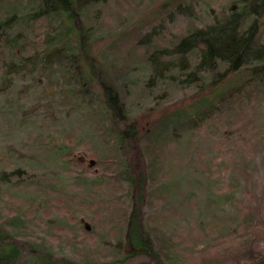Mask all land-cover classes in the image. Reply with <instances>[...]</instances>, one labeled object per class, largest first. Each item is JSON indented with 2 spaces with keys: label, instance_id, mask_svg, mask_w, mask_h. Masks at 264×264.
<instances>
[{
  "label": "trees",
  "instance_id": "obj_1",
  "mask_svg": "<svg viewBox=\"0 0 264 264\" xmlns=\"http://www.w3.org/2000/svg\"><path fill=\"white\" fill-rule=\"evenodd\" d=\"M108 2L0 0V94L22 74L60 76L64 94L94 121L98 151L87 167L73 146L59 150L73 180L59 192V174L0 173V264H264V125L255 116L264 99V0L209 8L210 22L168 46L157 44L159 18L191 19L197 0H167L143 25L120 22L127 13L117 11L118 25L103 32ZM126 27L135 37L118 38L147 45L144 66L128 55L110 61L107 50L122 49L117 39L94 57L97 36ZM132 94L167 108L146 130L128 113ZM203 142L218 148L219 166L231 164L216 186L197 165L169 173L172 151L192 156ZM94 236L95 245L85 243Z\"/></svg>",
  "mask_w": 264,
  "mask_h": 264
},
{
  "label": "rangeland",
  "instance_id": "obj_2",
  "mask_svg": "<svg viewBox=\"0 0 264 264\" xmlns=\"http://www.w3.org/2000/svg\"><path fill=\"white\" fill-rule=\"evenodd\" d=\"M165 1L167 0H109L108 4L103 7L106 11V13L104 11L101 19L104 23L103 32H106L116 24L118 25L114 19V14L117 11L127 13V16H123L120 22L128 19V23L134 25V23H139L138 20H142L141 25H143V22H145L143 19L147 18L146 16L157 15L158 17L159 14L161 15L160 6ZM170 1H178L185 4L190 0ZM197 3L198 8H194L195 13L191 19L174 16L173 20L169 21L164 16H162L163 19L159 18L158 23L161 22L162 24L159 36L156 37L159 46H168L176 38L189 31L190 28H197L210 22L213 13L211 11L219 14L223 8L230 6L231 0H197ZM137 8L142 9L143 13L138 15ZM209 8L212 10L209 11ZM134 10H136L137 14H132ZM260 23V36L264 42V14L260 18ZM119 33H115L111 38L106 34L101 37L97 36V39L93 42L94 57L100 59L98 53L106 48L109 41L117 39L122 49L118 48L113 52H109L106 48L107 54L111 56L110 61L122 63L125 61L123 58L128 55L130 57L127 61L129 60L130 65L140 63L139 65L143 64L144 66L146 61L144 54L147 45H127L129 43H124L121 40L123 38H118L122 34V36H125L124 40L127 37L131 41V36L135 37V33L130 27H126ZM152 41L153 38L149 43ZM154 43L156 42L153 41L151 45H154ZM50 74L52 73H44L39 70H36L33 74H22L21 77L18 76L7 92L0 94V173L2 171L9 173L22 167L27 172L26 175L36 174L35 179L59 174L60 177L58 179L52 180L53 185L56 186L54 191L59 192L63 190V182H73L70 171H65L59 166V161L55 156L60 153L59 150L64 147V150L67 151L68 147L73 146L78 150V159L83 157L85 159L83 162L86 161L85 166L87 167L90 166V160L96 161V158L90 157V155L98 151L96 140L92 137L94 121L90 120L88 111L77 108L74 103L72 104L71 99L64 94L65 88H61L64 80L60 76ZM60 89L62 93L58 94ZM130 99L133 100V94ZM126 101L128 113L133 116V119L142 130H146L155 117L162 114V111L167 110L165 105H161L159 108L150 109V106L148 108V102H145L142 97H140L139 101H130L129 98ZM257 105L256 122L264 125V99ZM67 137L71 139L70 142H68ZM218 154V148L209 142L200 144L198 150L192 156L178 154L181 156L177 158L176 151H172L171 167L169 166L168 171L171 173L175 171V168L179 170L189 165H197L204 169L207 175L215 178L217 181L215 183L216 186L219 183V173L223 170L230 171L231 168L229 163L218 165L220 160V158H217ZM95 163L90 167H94ZM92 172L94 173L95 171H87L85 174L92 179ZM256 178H258L257 175L255 182L261 187L259 178L257 180ZM123 186L126 187L125 184ZM40 187L42 188V185ZM94 188H98V192L101 190V186L98 185L94 186ZM37 191L41 192L40 189ZM155 201L159 202V200ZM97 230L99 229L97 228ZM96 237L86 238L85 243L93 246ZM65 252L71 257L79 255V251L72 253L68 248Z\"/></svg>",
  "mask_w": 264,
  "mask_h": 264
},
{
  "label": "water",
  "instance_id": "obj_3",
  "mask_svg": "<svg viewBox=\"0 0 264 264\" xmlns=\"http://www.w3.org/2000/svg\"><path fill=\"white\" fill-rule=\"evenodd\" d=\"M85 159L83 158V157H80L79 158V161L80 162H83ZM94 161L93 160H90V162H89V164H90V166H92V165H94ZM85 226H86V228L89 230L90 229V227L88 226V224L87 223H85Z\"/></svg>",
  "mask_w": 264,
  "mask_h": 264
}]
</instances>
